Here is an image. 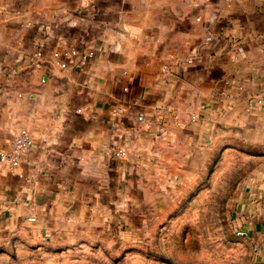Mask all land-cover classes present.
<instances>
[{
    "label": "crops",
    "instance_id": "0c3cea01",
    "mask_svg": "<svg viewBox=\"0 0 264 264\" xmlns=\"http://www.w3.org/2000/svg\"><path fill=\"white\" fill-rule=\"evenodd\" d=\"M69 47L97 54L61 68ZM260 92L264 0H0V152L21 128L36 142L19 168L0 162V215L77 222L128 203L144 174L185 175L211 138L264 144V105L247 103ZM262 175L244 207L252 264Z\"/></svg>",
    "mask_w": 264,
    "mask_h": 264
},
{
    "label": "rangeland",
    "instance_id": "374dc122",
    "mask_svg": "<svg viewBox=\"0 0 264 264\" xmlns=\"http://www.w3.org/2000/svg\"><path fill=\"white\" fill-rule=\"evenodd\" d=\"M210 142L185 175L144 174L123 193L128 203L77 222L36 230L0 215V264H252L244 207L263 176L264 144Z\"/></svg>",
    "mask_w": 264,
    "mask_h": 264
},
{
    "label": "built area",
    "instance_id": "2783aa9c",
    "mask_svg": "<svg viewBox=\"0 0 264 264\" xmlns=\"http://www.w3.org/2000/svg\"><path fill=\"white\" fill-rule=\"evenodd\" d=\"M39 52V51H38ZM38 54H42V50ZM97 54V50L94 47H88L84 51H80L76 47H69L64 53L55 60V63L61 68H69L72 66L73 57H79L81 61H88L94 58ZM196 57L195 54L191 55L187 61L192 62ZM248 107L255 108L256 106L264 105V92L254 93L247 99ZM195 119V117H194ZM36 142L33 134L27 128H21L15 135L11 146L0 152V162L4 168L13 170L19 168L23 160L35 147ZM255 249H259L255 246Z\"/></svg>",
    "mask_w": 264,
    "mask_h": 264
}]
</instances>
